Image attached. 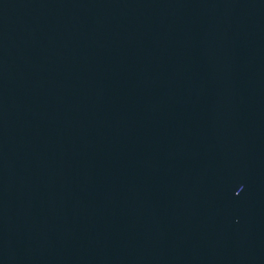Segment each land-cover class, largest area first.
<instances>
[{
	"label": "water",
	"instance_id": "water-1",
	"mask_svg": "<svg viewBox=\"0 0 264 264\" xmlns=\"http://www.w3.org/2000/svg\"><path fill=\"white\" fill-rule=\"evenodd\" d=\"M0 264H264V0H0Z\"/></svg>",
	"mask_w": 264,
	"mask_h": 264
}]
</instances>
